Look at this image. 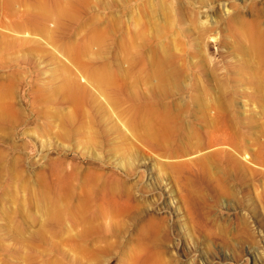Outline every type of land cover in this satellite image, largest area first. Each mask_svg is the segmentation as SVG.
Here are the masks:
<instances>
[{
    "label": "rangeland",
    "instance_id": "rangeland-1",
    "mask_svg": "<svg viewBox=\"0 0 264 264\" xmlns=\"http://www.w3.org/2000/svg\"><path fill=\"white\" fill-rule=\"evenodd\" d=\"M263 84L264 0H0V264H264L263 175L212 155L219 201L188 205L120 123L165 117L189 157L227 127L263 158Z\"/></svg>",
    "mask_w": 264,
    "mask_h": 264
},
{
    "label": "bare ground",
    "instance_id": "bare-ground-1",
    "mask_svg": "<svg viewBox=\"0 0 264 264\" xmlns=\"http://www.w3.org/2000/svg\"><path fill=\"white\" fill-rule=\"evenodd\" d=\"M252 46L254 47V50L258 52L261 51L262 46H260L257 42H254ZM90 75L95 82H110L109 74L103 69L94 70ZM73 81L70 79L67 80L66 83L68 85L66 88L68 89L70 97L79 105L84 102L87 92L83 87L76 85V83ZM120 123L121 128H123L125 132L129 133L130 135L137 134V132L140 133L141 137L144 139L143 144L149 148H155L157 150L156 153H161L163 155V159H166L163 161L164 170H169L172 175H174L173 177L178 181V183H183L182 187L185 193L184 202L188 205H191L193 200H201L204 201L208 209H211V207L215 205L211 204V202H214V200L219 198V193L210 195V197L207 196L202 187V184L207 185V183H209L206 182L208 178H205L206 167L204 161L208 160L212 155L218 156L217 160H220L222 163H224L225 168L228 169V171L239 181L245 179L248 174H261L264 176V156L262 155L263 158H261V155L256 156L254 154H249V157H247L248 152L237 148V156L241 158V161L250 166L249 168H246L247 166L245 167L244 164H242L243 162H241L240 159L232 152V149L236 148V144H234L236 143V139H233L234 136H232V134L226 130L227 127H225V129L217 128L215 133L209 138L207 147L204 149L202 148L201 150H196L194 153H192L196 155L189 157L191 154H184L181 152L177 153L173 152L172 150L170 151L167 148L169 139H167V133L171 129V123L170 120L165 117L156 118L153 116L151 111L148 109H143L140 110L136 116L127 118L124 122L121 121ZM172 135L170 136L172 137ZM239 148H241L240 145ZM161 174V176H163L162 179L164 180L167 176L166 171H162ZM191 176H193L195 179L193 180ZM208 186H210V184H208ZM212 193H215L214 189ZM263 201L261 200L262 205H264ZM52 210L54 213L56 212L57 209L55 205L53 206ZM253 261L255 262L256 260L253 259ZM159 264L162 263L159 262Z\"/></svg>",
    "mask_w": 264,
    "mask_h": 264
}]
</instances>
